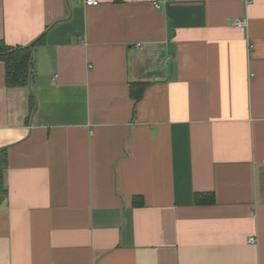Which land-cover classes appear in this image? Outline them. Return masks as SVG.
Segmentation results:
<instances>
[{"label": "crops", "instance_id": "obj_1", "mask_svg": "<svg viewBox=\"0 0 264 264\" xmlns=\"http://www.w3.org/2000/svg\"><path fill=\"white\" fill-rule=\"evenodd\" d=\"M96 1L0 0V264H264V0Z\"/></svg>", "mask_w": 264, "mask_h": 264}, {"label": "trees", "instance_id": "obj_2", "mask_svg": "<svg viewBox=\"0 0 264 264\" xmlns=\"http://www.w3.org/2000/svg\"><path fill=\"white\" fill-rule=\"evenodd\" d=\"M31 47L32 46L10 48L0 41V60L5 65V77L8 86L13 87L28 84L32 67ZM133 86L132 84L130 85V94L132 98L137 101L141 97L144 88L140 87L135 89ZM6 166L5 151L0 150V194L5 193V179L3 178V173ZM195 202L198 204L211 203L213 202V195L211 193L197 194L195 195ZM134 203L139 204L141 200L135 198Z\"/></svg>", "mask_w": 264, "mask_h": 264}, {"label": "built area", "instance_id": "obj_3", "mask_svg": "<svg viewBox=\"0 0 264 264\" xmlns=\"http://www.w3.org/2000/svg\"><path fill=\"white\" fill-rule=\"evenodd\" d=\"M78 3H83L85 5L88 6H97L99 2H97L96 0H76ZM246 25V21L244 20H235L234 21V27L237 29H243L244 26ZM249 242L254 243L255 242V238H250Z\"/></svg>", "mask_w": 264, "mask_h": 264}, {"label": "water", "instance_id": "obj_4", "mask_svg": "<svg viewBox=\"0 0 264 264\" xmlns=\"http://www.w3.org/2000/svg\"><path fill=\"white\" fill-rule=\"evenodd\" d=\"M3 198H4L3 196H2V197H0V203L2 202Z\"/></svg>", "mask_w": 264, "mask_h": 264}]
</instances>
